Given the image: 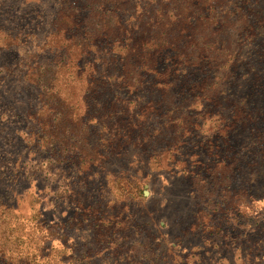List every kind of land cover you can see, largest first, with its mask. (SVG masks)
I'll return each instance as SVG.
<instances>
[{
	"label": "rangeland",
	"instance_id": "obj_1",
	"mask_svg": "<svg viewBox=\"0 0 264 264\" xmlns=\"http://www.w3.org/2000/svg\"><path fill=\"white\" fill-rule=\"evenodd\" d=\"M111 1L72 17L63 68L31 34L66 1L0 0V264H264V0H157L98 67L130 73L121 118L88 68L128 46ZM57 73L76 102L44 94Z\"/></svg>",
	"mask_w": 264,
	"mask_h": 264
},
{
	"label": "trees",
	"instance_id": "obj_2",
	"mask_svg": "<svg viewBox=\"0 0 264 264\" xmlns=\"http://www.w3.org/2000/svg\"><path fill=\"white\" fill-rule=\"evenodd\" d=\"M65 1L66 2L63 3V5L61 6L60 10L57 13L58 18L56 17V20H55V21L60 20L58 21L59 26H57L58 29L60 28V30L57 33L50 34L48 36H43V37L38 35L37 32H33L31 34L32 38L39 36L37 38V40L38 39L40 40V44L38 48L39 50H42L45 53L52 52V51L54 52V58L51 60V63L59 59V55L61 54L60 51H63V50L66 51L63 56L64 59H59L60 62L56 63V65H60L61 63L64 64V65L61 64L63 68H65L66 64H69L73 60L75 61L79 60L80 58H82V55H83L82 53L76 54V55L74 54V49H75L73 47L74 44L73 42L68 40V36H70L69 31L72 30V25L70 24L68 25V23L71 21L72 17H74L76 14L77 16H79V18H83L84 16H86L84 15V13L79 14L82 11L87 12V10L97 9L96 7L92 8L88 6L89 0H65ZM106 2L108 3V0H106ZM106 2H104L103 4H98L96 6L97 7H102L103 5L105 6ZM110 4H112L111 5L112 10H113L112 13L116 16V18L120 21V23H127L126 30L131 29L127 33L130 39L128 41V46H125L126 50L124 53L122 52L115 53L116 47L119 44V42L115 40V42H113V46H114L113 49H109L107 55H103V56L100 55L98 57L95 56V60H92L91 62H89L90 65L88 68L93 71V78H95L96 76H99L98 79H96L95 90L92 92L96 93L97 95H100V94L102 95V92L108 91L107 96H110L111 98L113 97V99L115 100V101H113V99L110 100L108 111L111 113V115H113L114 118H121L126 110L123 107L122 103L118 101L119 96L117 94H113L111 96V92H113L114 90L113 86H111V80L114 81L113 85H117V86L124 85L125 87L126 86L128 87V85H131V84H128L130 73L129 71L128 72L126 71V74L119 73V72L111 73L108 70H104L105 73L103 72L104 74H102V72L98 70V67L100 64L106 63L110 66H112L113 64L114 71L116 68H120L119 66L124 65L128 61L129 58H127L126 56L128 55L129 50L131 51L137 50L138 47L140 46L142 40L139 41V37L137 35H141L143 33L144 31L142 27L143 25L147 24L151 28L152 32H155V29H161V28L155 27V24H153L152 21L140 19L144 13L149 12L151 7L157 6V0H112ZM137 13L139 14L137 15ZM63 20L65 21L66 25H63L62 23ZM61 29L64 32H62ZM18 35L20 34H17L14 37L13 42H10V43L19 45ZM27 36H29V34ZM33 43L35 45L37 44L36 41L35 42L33 41ZM93 43L97 44L98 40H96V42L93 41ZM61 56L62 55H60V57ZM124 61L125 63L123 64ZM42 64L48 65L47 62H43ZM39 68L37 69L34 68L32 70L30 69L28 72L30 73L31 71H36V70L39 71ZM52 77L54 79V82L49 87H47L46 84H43V87L45 89L44 94L47 91L54 90L56 94L60 96L62 95L61 99L63 100V102H66V101H70L72 103L76 102V94L74 92H69V93L65 92L64 94L60 93V90H59L60 84L67 80L66 74L64 73L61 76L60 73H57V74H54ZM100 79H102L103 81L99 85L97 83ZM118 80H120L121 84L118 82ZM42 110L44 109L42 108Z\"/></svg>",
	"mask_w": 264,
	"mask_h": 264
},
{
	"label": "crops",
	"instance_id": "obj_3",
	"mask_svg": "<svg viewBox=\"0 0 264 264\" xmlns=\"http://www.w3.org/2000/svg\"><path fill=\"white\" fill-rule=\"evenodd\" d=\"M17 46H12V47H9V48H6L9 52H11L10 51V49H12V48H16ZM13 50V49H12ZM13 52V51H12Z\"/></svg>",
	"mask_w": 264,
	"mask_h": 264
}]
</instances>
